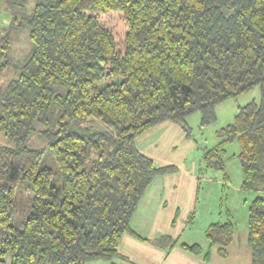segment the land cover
I'll return each instance as SVG.
<instances>
[{
	"label": "trees",
	"instance_id": "obj_1",
	"mask_svg": "<svg viewBox=\"0 0 264 264\" xmlns=\"http://www.w3.org/2000/svg\"><path fill=\"white\" fill-rule=\"evenodd\" d=\"M3 5L0 264H117L146 190L178 171L157 166L138 137L166 121L190 137V114L200 111L207 126L219 103L257 85L260 101L240 107L204 159L228 179L225 146L238 142L243 189L264 190V0H0V12ZM22 34L32 46L16 59ZM7 70L15 76L4 83ZM80 124L84 132L71 128ZM34 134L47 146H28ZM235 231L232 220L210 224L205 258L215 246L226 256ZM180 246L203 253L200 243ZM248 246L252 264H264L261 195L249 207Z\"/></svg>",
	"mask_w": 264,
	"mask_h": 264
},
{
	"label": "rangeland",
	"instance_id": "obj_2",
	"mask_svg": "<svg viewBox=\"0 0 264 264\" xmlns=\"http://www.w3.org/2000/svg\"><path fill=\"white\" fill-rule=\"evenodd\" d=\"M0 16L3 25L10 18L4 5L1 6ZM31 46L27 35H20L13 46L14 57L23 59ZM14 76L13 70H7L2 77L3 82L6 83ZM260 98L261 91L257 85L237 97L222 101L216 107V120L207 126L201 125L200 111L190 114L187 117L190 137H187L177 124L174 129L168 130V134L163 130L156 131L160 126L158 124L140 135L137 139L138 147L150 152L156 165L174 163L178 165L179 170L174 175H158L154 178L140 200L132 218L133 225L143 227V224L148 222L147 226L150 224L152 227L155 225L153 220H174L175 223L178 222L180 229L178 244L183 241L200 243L203 249L200 256L206 259V264H252L248 246L249 207L257 196L264 197V190L243 189L244 173L238 156L240 153L238 142H229L225 146L228 179H225L222 170L207 165L204 154L206 150L214 148L220 142L218 130L233 122L240 107L252 101L258 102ZM71 128L84 132L82 124L79 127L72 125ZM92 128L107 130V127L100 123H94ZM27 144L34 148L47 146L37 134L32 135ZM191 172L196 176L193 188H190V184L181 186L191 182L193 176ZM190 220H193V223ZM227 220H232L236 227L235 238L228 247V254L221 255L215 246L211 249L209 258H205L206 252L209 251L206 229L212 223ZM6 259L9 263L10 256L8 255ZM88 264L111 263L98 260Z\"/></svg>",
	"mask_w": 264,
	"mask_h": 264
},
{
	"label": "crops",
	"instance_id": "obj_3",
	"mask_svg": "<svg viewBox=\"0 0 264 264\" xmlns=\"http://www.w3.org/2000/svg\"><path fill=\"white\" fill-rule=\"evenodd\" d=\"M159 125L160 126L156 128V131L163 130L167 134L168 130H172L176 127V124L170 121L163 122ZM141 151L154 160L153 156L150 154V152L146 151V149H141ZM167 165H176L178 167V165L174 163H161L157 166ZM175 174L177 173L175 172ZM192 175L191 182L182 184L181 186H187L190 184V188L192 189L196 179L195 174ZM153 221L155 225L152 227H150V224L147 226L148 222L143 224V227H140L138 224L133 225L131 220V227L134 233L127 232L122 236L118 250L119 253L124 257L117 259V264H206V259L201 257L202 255L197 256L190 254L178 243L174 247H169L168 245L159 247L151 243V240L162 236H168L179 241L178 230L180 229L178 222L175 223L176 221L174 220ZM192 243L198 242L193 241Z\"/></svg>",
	"mask_w": 264,
	"mask_h": 264
}]
</instances>
